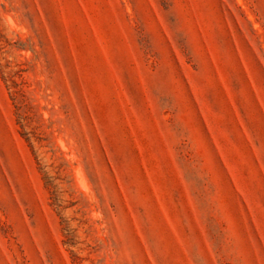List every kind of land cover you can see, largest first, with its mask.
<instances>
[{
	"label": "rangeland",
	"instance_id": "obj_1",
	"mask_svg": "<svg viewBox=\"0 0 264 264\" xmlns=\"http://www.w3.org/2000/svg\"><path fill=\"white\" fill-rule=\"evenodd\" d=\"M0 264H264V0H0Z\"/></svg>",
	"mask_w": 264,
	"mask_h": 264
}]
</instances>
